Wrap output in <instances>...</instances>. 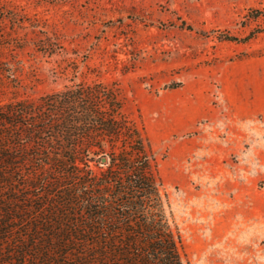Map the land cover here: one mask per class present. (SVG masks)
<instances>
[{
	"label": "rangeland",
	"instance_id": "rangeland-1",
	"mask_svg": "<svg viewBox=\"0 0 264 264\" xmlns=\"http://www.w3.org/2000/svg\"><path fill=\"white\" fill-rule=\"evenodd\" d=\"M21 256L264 264V0H0V264Z\"/></svg>",
	"mask_w": 264,
	"mask_h": 264
},
{
	"label": "trees",
	"instance_id": "trees-1",
	"mask_svg": "<svg viewBox=\"0 0 264 264\" xmlns=\"http://www.w3.org/2000/svg\"><path fill=\"white\" fill-rule=\"evenodd\" d=\"M19 258H20V259H19V261H17V262L9 261V262L6 263V264H32V263H27L25 256H21V257H19ZM10 260H11V259H10Z\"/></svg>",
	"mask_w": 264,
	"mask_h": 264
}]
</instances>
